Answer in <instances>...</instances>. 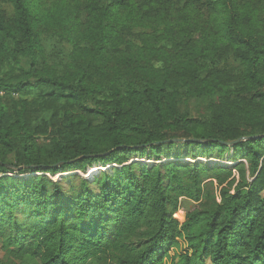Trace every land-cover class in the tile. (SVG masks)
I'll list each match as a JSON object with an SVG mask.
<instances>
[{
	"label": "trees",
	"instance_id": "16d2710c",
	"mask_svg": "<svg viewBox=\"0 0 264 264\" xmlns=\"http://www.w3.org/2000/svg\"><path fill=\"white\" fill-rule=\"evenodd\" d=\"M40 1L0 0L4 264H264V0Z\"/></svg>",
	"mask_w": 264,
	"mask_h": 264
},
{
	"label": "rangeland",
	"instance_id": "374dc122",
	"mask_svg": "<svg viewBox=\"0 0 264 264\" xmlns=\"http://www.w3.org/2000/svg\"><path fill=\"white\" fill-rule=\"evenodd\" d=\"M39 3L40 4L44 3V1L41 0ZM43 40H44V44H43L44 50L46 52L47 57L50 59L49 63L51 65L62 66L67 56L70 54V47L67 46L66 43H64L60 37L52 33L44 35ZM16 98L17 97H14V101H16ZM0 99H1V103L5 105H11L13 103V99H11L10 96H0ZM189 110H190V116L193 119H204V116L206 115V108L196 101L190 102ZM179 154L182 158L175 161H180V163L182 164H193L195 162H200L210 166L232 167L234 165V163L231 161L232 158L231 152L226 154L221 160L204 159V158H198V159L185 158L184 156L186 154L185 150L181 151ZM133 161H137V163L139 164H148V165H151L153 163V161L146 159L144 160L135 159ZM91 169H92L91 173H89V171L87 170L85 172H72V173L69 172L65 174H58L55 177H50V176L47 177L54 182L63 183L64 182L63 180L66 177L73 175L76 178L86 179L91 182L97 175H99V173L105 171V169L101 168L99 165H94ZM29 175L31 174H27L26 176ZM12 176H16V175L13 174ZM174 218L179 223H182L184 219V209H182V207L181 209L175 212ZM185 249H186L185 244L183 242H179L176 247L171 249L170 255H173L175 253L181 254ZM5 262H6L5 252L1 248V242H0V264H4Z\"/></svg>",
	"mask_w": 264,
	"mask_h": 264
},
{
	"label": "water",
	"instance_id": "95a60500",
	"mask_svg": "<svg viewBox=\"0 0 264 264\" xmlns=\"http://www.w3.org/2000/svg\"><path fill=\"white\" fill-rule=\"evenodd\" d=\"M239 141H242V139H239V140H236V141H233V142H228V143H223L224 145L228 146V147H231L233 145H235L236 143H238ZM170 142H182V143H204L206 142L205 140H194V139H189V140H170ZM97 156H101V155H97Z\"/></svg>",
	"mask_w": 264,
	"mask_h": 264
},
{
	"label": "bare ground",
	"instance_id": "6f19581e",
	"mask_svg": "<svg viewBox=\"0 0 264 264\" xmlns=\"http://www.w3.org/2000/svg\"><path fill=\"white\" fill-rule=\"evenodd\" d=\"M199 160H200V159H199ZM201 160H202V159H201ZM91 172H92V169L89 170V173H91Z\"/></svg>",
	"mask_w": 264,
	"mask_h": 264
}]
</instances>
